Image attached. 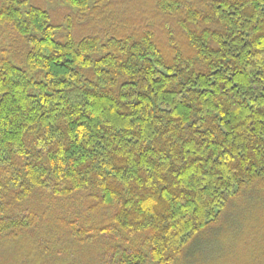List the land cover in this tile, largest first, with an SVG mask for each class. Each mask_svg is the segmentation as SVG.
<instances>
[{
	"label": "trees",
	"instance_id": "1",
	"mask_svg": "<svg viewBox=\"0 0 264 264\" xmlns=\"http://www.w3.org/2000/svg\"><path fill=\"white\" fill-rule=\"evenodd\" d=\"M153 1V29L60 41L0 0V264H218L196 250L264 184V0Z\"/></svg>",
	"mask_w": 264,
	"mask_h": 264
},
{
	"label": "rangeland",
	"instance_id": "2",
	"mask_svg": "<svg viewBox=\"0 0 264 264\" xmlns=\"http://www.w3.org/2000/svg\"><path fill=\"white\" fill-rule=\"evenodd\" d=\"M23 2L27 6L40 7L50 14L51 22L60 26L57 35L60 41H63L65 34H72L77 40L92 35L103 38L101 35H105V31H113L122 26L135 28L137 23L141 22L144 25L146 21L150 22L148 28L153 29L152 22L158 21L154 17L153 0H95L87 11L68 7L64 0H23ZM173 36L177 38L175 33ZM22 45L19 36L6 27L0 28V50L9 53L8 56L18 64L20 63L18 59L24 52ZM261 210L263 214L264 184L244 188L239 199L233 201L222 213L221 223L215 228L219 232L215 239L217 243L202 244L196 252H201L205 259L218 256V264H231L233 258L234 264H238L237 258L250 256L253 248L256 249V253H264V236H259L256 232L260 227L264 230V214L263 216L258 214ZM208 240L209 238H205L206 242Z\"/></svg>",
	"mask_w": 264,
	"mask_h": 264
}]
</instances>
